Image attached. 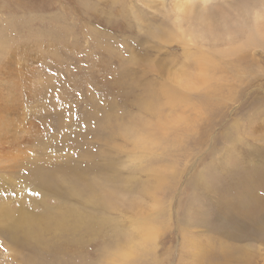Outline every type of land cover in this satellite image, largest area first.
Listing matches in <instances>:
<instances>
[{
  "label": "rangeland",
  "instance_id": "1",
  "mask_svg": "<svg viewBox=\"0 0 264 264\" xmlns=\"http://www.w3.org/2000/svg\"><path fill=\"white\" fill-rule=\"evenodd\" d=\"M179 1L0 0V264H264V0Z\"/></svg>",
  "mask_w": 264,
  "mask_h": 264
},
{
  "label": "bare ground",
  "instance_id": "2",
  "mask_svg": "<svg viewBox=\"0 0 264 264\" xmlns=\"http://www.w3.org/2000/svg\"><path fill=\"white\" fill-rule=\"evenodd\" d=\"M195 1L196 0H194V1L193 0H180L178 2V4L177 5L175 4V5H176V8H178L177 10H178V12L182 18L187 17V16L195 17L194 19L196 22H198L200 24H204L205 23L204 21H206V19H208V17L210 16V14H208V11L210 10V8L212 6V0H199L197 2V4L195 3ZM244 12L245 11L239 12V14H238L239 21L243 22V20H245L244 17L242 18V20L240 18V17L244 16ZM251 17H252L251 24L250 25L244 24V25H246V33H247V34H245L244 37H246L247 40H250V39L254 38L255 36L264 39V24L262 22L263 15L258 11H254L252 13ZM209 21H210V18H209ZM228 21H229V19L227 20V23H229ZM243 23H246V21ZM232 24H233V22H232ZM211 25H212V23H211ZM205 62H206L205 59H203L202 62H200V64L202 65V68L205 65ZM187 84H189V83H187Z\"/></svg>",
  "mask_w": 264,
  "mask_h": 264
}]
</instances>
